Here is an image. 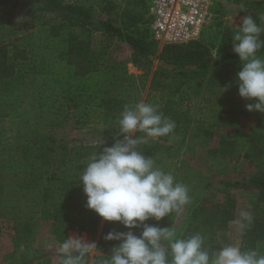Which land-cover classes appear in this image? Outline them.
<instances>
[{
	"label": "trees",
	"instance_id": "16d2710c",
	"mask_svg": "<svg viewBox=\"0 0 264 264\" xmlns=\"http://www.w3.org/2000/svg\"><path fill=\"white\" fill-rule=\"evenodd\" d=\"M19 1L0 0V115L11 126L19 124L20 131L27 133L4 141L0 147V172L9 180L0 183V214L7 211L16 217L21 211L18 197L3 194L9 185H13L14 189L9 190L14 193L18 189L31 193L41 212L37 221L30 220L26 226L43 222L62 244L69 230L89 234L98 230L102 218L86 208V196L78 179L91 155L123 138L117 133L125 105L151 103V98L158 94L163 101L162 105L158 104L159 111L175 122L173 132L186 133L191 119L182 103L197 95L205 77L206 86L222 85L230 71L240 67L238 56L230 49L239 29L226 28L216 44L206 43L200 37L183 44L164 45L157 55L159 66L152 72L142 99L145 77L158 47L150 36L145 0H27L25 14L29 20L24 25L11 23L6 16ZM243 2L242 12L252 16L264 29L261 17L264 0ZM214 12H217L215 5ZM94 32L101 34L97 47L91 42ZM260 39L264 40V32ZM114 40L131 47L128 62L106 57ZM261 53L264 46L256 55ZM127 63L143 70L144 75L129 74ZM70 110L80 129L91 122L104 126L105 139L95 145L69 146L52 138L47 130L61 125ZM257 126L263 131L244 135L260 141L264 138V117L259 118ZM135 135L145 137L146 143L139 148L145 157H151L161 146L160 140H166L170 134L146 137L145 133L137 132ZM259 149L263 152V147ZM237 150L235 140L222 138L215 152L224 156L235 155ZM249 155L245 153L246 157ZM225 184L255 189L248 212L252 222L242 231L239 247L264 255V170ZM226 191L222 200L210 201L209 206L203 203L193 206L178 236L187 238L199 233L210 256L219 249L217 233L226 230L235 217L236 201ZM174 213L175 210L159 221L150 218L145 223L171 228ZM142 229L141 225L132 231L139 236ZM128 230L119 222L103 221L95 245L97 255L89 264L107 259L112 248L119 245L120 241L105 239L109 232ZM163 246L168 247V243ZM73 254L78 255L79 251L74 250ZM87 258L86 250L81 264Z\"/></svg>",
	"mask_w": 264,
	"mask_h": 264
},
{
	"label": "clouds",
	"instance_id": "9594fccd",
	"mask_svg": "<svg viewBox=\"0 0 264 264\" xmlns=\"http://www.w3.org/2000/svg\"><path fill=\"white\" fill-rule=\"evenodd\" d=\"M234 34L233 52L238 56L240 70L236 74L238 95L246 100L249 112L264 113V59L256 55L264 46V32L252 16H245ZM119 130L110 147L91 155L82 168L78 181L86 196V208L104 221L119 222L126 232H109L106 240L120 241L108 258L98 264H264V255L255 250L242 251L239 246L224 244L213 256L204 247L199 233L179 238L170 227L149 225L145 221L161 220L189 201L186 185L176 181L170 172L162 170L145 157L139 145L145 137H162L173 132L175 122L165 117L159 106L138 102L125 105L118 120ZM239 228L243 231L252 222L242 211ZM143 226L139 236L132 229ZM162 241L168 242L164 247ZM94 244L69 237L60 245V264H81L84 252ZM74 250L79 254L74 255ZM170 257V259H169Z\"/></svg>",
	"mask_w": 264,
	"mask_h": 264
},
{
	"label": "rangeland",
	"instance_id": "374dc122",
	"mask_svg": "<svg viewBox=\"0 0 264 264\" xmlns=\"http://www.w3.org/2000/svg\"><path fill=\"white\" fill-rule=\"evenodd\" d=\"M242 3H244L243 0H213V10L214 5L217 10L216 13L214 12L215 20L213 24L203 30L200 37L206 43L216 44L226 28L238 29L243 17L246 16L242 12L244 9ZM28 4L29 2L27 0H20L17 7L10 14L7 13L6 16H8L9 21L23 25L27 23L29 18L25 12ZM261 17L264 21V14ZM100 38V33H92V44L97 47ZM230 49H233V47L230 46ZM160 51L161 48L157 47L156 55L153 57L150 66L149 75L145 77V88L140 94L142 99L147 92V86L152 72L159 66L157 55ZM131 56V47L120 40H114L108 47L106 54V57L111 61L118 62H128ZM126 66L129 74L136 76L144 75L143 70L135 67L132 63H127ZM205 79L206 77L202 83L203 85ZM200 89L202 90V87ZM187 93L190 96L192 95L190 91H187ZM158 96L156 94L155 97L151 98V104L162 105L163 101ZM203 100V103H207L208 96L205 95ZM182 108L184 110L188 108L190 122L196 119V117H200L197 113L198 102L192 96L190 100L182 103ZM190 124L192 125V123ZM20 127L19 124L11 126L7 122V119L0 115V147L4 141L27 133L26 131H20ZM104 130V126L92 122L83 129L78 128L75 124L72 111L70 110L62 124L48 129L47 133L56 139L57 142L66 143L69 146L75 144L95 145L98 140L105 139L106 135L104 134ZM191 133L192 126H190L186 133H170L165 138L166 140H160L162 143L161 146L151 156L162 170L172 173L176 181L186 185L189 190V201L186 205L175 210L171 229L174 230L178 237L187 218L190 216L193 206L200 203L209 206L210 201L222 200L227 189L236 201L235 217L228 223L226 230L217 233V244L219 245V249L224 244L239 246L242 235V231L238 225V222H242L240 213L242 211L249 212V208L253 202V195L256 191L253 187H228L225 183L226 181H241L247 179L251 173L264 168V165H262L264 164V157L260 158V161L256 160L253 162L243 161L236 157L237 155L219 159L208 153V149L211 146L210 140L206 141L208 138L202 137L201 139H197L195 137V140L187 141L189 139L188 135ZM198 140L201 142L205 140L206 144L199 143ZM193 141L197 143H193ZM3 175L4 173L0 172V183L4 179L5 181H9ZM9 188L14 189L13 185H9ZM9 188L3 194L8 195V197H18L21 211L17 213L16 217L7 211H3L0 214V264H59L60 257L58 253H60L61 243L50 234L49 227L43 224V222H39L31 227L26 226L28 221H37L38 216L40 217L41 206L34 204V195L19 189L14 193ZM103 221L102 219L95 234L69 230L67 231V236L68 238H79L84 244L95 245L101 232ZM162 243L167 244L168 242L162 241ZM94 247L92 246L87 249L88 258L85 264H89L91 259L97 255Z\"/></svg>",
	"mask_w": 264,
	"mask_h": 264
},
{
	"label": "crops",
	"instance_id": "0c3cea01",
	"mask_svg": "<svg viewBox=\"0 0 264 264\" xmlns=\"http://www.w3.org/2000/svg\"><path fill=\"white\" fill-rule=\"evenodd\" d=\"M257 56L264 59V53L257 54ZM240 67L232 69L222 85H213L211 83L206 86L204 83L202 90L199 89L197 95L193 96V99L198 102L197 113L200 117H196V119L191 121L192 133L188 135L189 139L187 141L195 140L196 138L201 139L202 137L208 138L206 141L210 140L209 142L211 143L208 153L216 158L225 159L233 157V155L226 154L222 156L219 152H215L220 146V140L222 138L229 141L235 140L239 146V150L235 152V155L238 153L239 155L236 157L248 162L260 161V158L264 157V138H260V141H252L244 133L257 131V134H259L258 131L262 129L257 125L259 118L264 117V113L247 111L246 104L254 103L255 99L246 100L238 95L236 74L240 70ZM205 95L208 96L207 103H203ZM203 141H199V143L206 144L205 140ZM193 143L197 142L193 141ZM250 145L251 148H249ZM260 147H263V152H260ZM248 152L250 155L246 157L245 153ZM259 170H264V168ZM259 170L251 173V175L257 173Z\"/></svg>",
	"mask_w": 264,
	"mask_h": 264
},
{
	"label": "built area",
	"instance_id": "2783aa9c",
	"mask_svg": "<svg viewBox=\"0 0 264 264\" xmlns=\"http://www.w3.org/2000/svg\"><path fill=\"white\" fill-rule=\"evenodd\" d=\"M149 31L158 47L198 39L213 24V0H145Z\"/></svg>",
	"mask_w": 264,
	"mask_h": 264
}]
</instances>
